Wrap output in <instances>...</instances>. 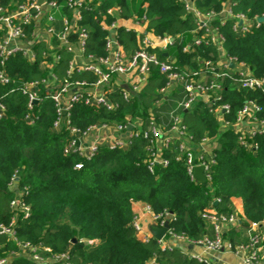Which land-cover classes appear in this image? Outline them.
Listing matches in <instances>:
<instances>
[{
  "label": "trees",
  "instance_id": "obj_1",
  "mask_svg": "<svg viewBox=\"0 0 264 264\" xmlns=\"http://www.w3.org/2000/svg\"><path fill=\"white\" fill-rule=\"evenodd\" d=\"M23 1L26 0H0V5L11 7ZM46 1L62 4L65 0ZM99 1L98 7L83 12L81 25L88 31L86 53H103L106 32L101 28L98 14L115 6L120 8L122 18L141 19L144 15L147 30L173 37L168 53L175 56L179 70L196 69L201 58L218 60L210 46H193L188 52L182 51L193 38L195 22L178 0ZM224 1L197 0L196 6L201 11H219ZM230 7L232 12H242L248 18L264 14V0H233ZM215 24L225 37L227 56L247 64L253 76L264 77V20L240 36L232 30V19ZM117 31L125 52L132 53L136 49L135 32L123 27ZM70 57L69 53L61 51L59 76ZM39 59L29 63L20 53L12 55L6 69L14 83L45 77L46 70ZM207 78L214 77L208 75ZM222 78L221 102L230 107L224 115L226 121H234L236 111L246 100L255 101L264 110V92L240 88L230 76ZM163 83L164 77L154 69L138 96L128 102L117 97L119 106L113 111L81 102L74 104L70 119L78 127L124 121L127 114L131 119L143 120L140 134L131 138L126 149L101 147L89 160L63 153L70 136L66 130L51 129L55 113L50 100L35 105L37 119L29 124L24 121V97L16 90L10 91L9 86L0 85V97L6 105V116L0 119V222L10 220L9 201L14 193L8 182L17 170L16 185L28 188L25 200L31 209L30 216L19 220L17 225L19 242H41L53 253L67 251L71 264H145L152 256L161 264H201L185 251L161 248L153 236L139 239L131 226L132 203L141 201L153 213L163 210L172 213L173 233L191 240L211 237L213 228L201 214L209 208L218 216L229 214L234 197L241 199L242 219L264 220V133L253 136L257 149L249 151L240 145L238 134L231 127L219 130L208 104L196 102L188 111H182V119L186 132L194 140L207 134L218 143L213 151L215 163L211 166L210 183L191 180L184 164L174 161L176 144L162 151V158L167 160L165 166L155 164L152 171L148 170L150 151L142 132L149 130V110L161 122H166L169 110L181 97V89L177 87L162 99L161 105H155L160 98L157 90ZM76 163H81V168L76 169ZM245 232L246 224L242 223L238 228H229L226 239L232 245L243 243L247 239ZM89 239L96 243L87 244ZM0 242L5 244L3 254L17 247L2 235ZM13 264L32 263L16 257Z\"/></svg>",
  "mask_w": 264,
  "mask_h": 264
},
{
  "label": "built area",
  "instance_id": "obj_2",
  "mask_svg": "<svg viewBox=\"0 0 264 264\" xmlns=\"http://www.w3.org/2000/svg\"><path fill=\"white\" fill-rule=\"evenodd\" d=\"M178 1L195 22L193 38L185 44L182 51L188 52L193 46H210L217 53L216 62L210 58H201L196 69L179 70L175 64V56L168 53V47L174 38L156 35L147 30L144 15L141 19L122 18L120 8L115 6L98 14L101 28L106 32L103 53H86L88 31L81 25L83 12L98 7L99 0H65L62 4L56 1L26 0L14 3L11 7L0 5V85L9 86L10 91L16 90L24 97V121L29 124H34L37 119L35 105L45 99L50 100L55 113L51 129L56 132L66 130L70 136L63 153L76 154L89 160L101 147L109 150L126 149L131 138L140 134L143 120L131 119L127 114L124 121L97 122L78 127L70 119L74 104L81 102L89 107L113 111L119 106L117 97L128 102L138 96L148 83L152 71L156 69L164 77V83L157 90L160 98L154 104L161 105L162 99L177 87L181 89V97L169 110L166 122H161L149 110V130L142 132L150 151L147 168L152 171L155 164L165 166L167 160L162 158L161 153L171 144H176L174 161L183 163L186 174L195 182L199 181L194 177V168L201 166L204 183L209 184L211 166L215 163L213 151L218 143L207 134L194 140L186 132L182 111H188L200 101L210 105L219 130L231 127L238 134L240 145L249 151H256L257 144L252 138L257 133H264V110L255 101L246 100L236 111L234 121H226L224 115L229 112L230 107L228 103L221 102L224 90L221 80L224 76H230L240 88L264 92V77L253 76L247 64L227 56L224 49L225 37L215 23L218 21L221 25L225 20L232 19V30L240 36L257 26L260 23L259 17L264 20V14L248 18L242 12L234 13L230 7L233 0H225L219 11L199 10L196 6L197 0ZM119 27L130 29L136 34V49L130 54L125 52L118 40ZM61 51L69 53L71 57L62 76H59L57 67L61 60ZM16 53H20L29 63L40 58V63L46 70L45 77L40 80H22L15 84L6 65L9 58ZM208 75L214 78H207ZM5 116L6 105L0 97V119ZM128 125H131L130 130L127 129ZM81 166V163L74 165L76 169ZM17 180L18 171L15 170L8 182L14 193L9 201L10 220L7 223L0 222V235L14 242L17 247L6 250L3 254L5 244L0 242V264H13L16 257L32 264H71L67 251L53 253L41 242L17 240L19 220L28 218L31 213L30 205L25 200L28 188H18ZM144 209L151 223L159 226L165 222L169 224L165 235L157 239L161 248H175L173 244L165 241V238H170L184 246L197 245L209 251L227 249L239 253L241 264H264V256L261 255V251H264V220H244L232 211L218 216L213 208H209L201 217L212 226L211 237L206 235L201 239L191 240L173 233L170 227V221L174 218L172 213L166 210L153 213L148 205ZM242 223L246 224L247 239L243 243L232 245L224 235L229 228H237ZM131 226L139 239L145 240L151 236L143 232L142 224L135 215ZM86 243L92 245L96 240L89 239ZM190 256L201 264H216L201 253ZM145 264L161 262L152 256Z\"/></svg>",
  "mask_w": 264,
  "mask_h": 264
},
{
  "label": "crops",
  "instance_id": "obj_3",
  "mask_svg": "<svg viewBox=\"0 0 264 264\" xmlns=\"http://www.w3.org/2000/svg\"><path fill=\"white\" fill-rule=\"evenodd\" d=\"M145 203L141 201H135L132 203V211L134 215L137 217L138 222L142 224V230L145 233H149L148 226L151 223L148 213L145 212ZM231 211L236 213L239 218L242 216V202L240 198H232L231 199ZM238 228V227H237ZM225 239L227 235H224ZM165 241L169 244H173L175 248L179 250H184L188 254L193 253H201L205 257L211 259L216 264H241V256L239 253H234L233 251H229L227 249H223L220 251H209L205 250L200 246H184L183 244L177 243L175 240L170 238H165ZM261 255L264 256V251H261Z\"/></svg>",
  "mask_w": 264,
  "mask_h": 264
},
{
  "label": "water",
  "instance_id": "obj_4",
  "mask_svg": "<svg viewBox=\"0 0 264 264\" xmlns=\"http://www.w3.org/2000/svg\"><path fill=\"white\" fill-rule=\"evenodd\" d=\"M40 2L42 0H39ZM263 20L262 17H259L258 18V21L261 22ZM127 129L130 130L131 129V125H128L127 126ZM127 133V132H126ZM194 177L201 183H204L205 179H204V176H203V172H202V167L201 166H196L194 168ZM169 228V224L167 222H165L162 226H159V225H156V224H150L148 226V230L151 234V236H153L155 239H161L166 231L168 230Z\"/></svg>",
  "mask_w": 264,
  "mask_h": 264
}]
</instances>
